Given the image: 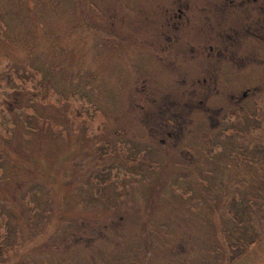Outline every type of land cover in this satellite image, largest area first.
Listing matches in <instances>:
<instances>
[{
  "label": "rangeland",
  "instance_id": "374dc122",
  "mask_svg": "<svg viewBox=\"0 0 264 264\" xmlns=\"http://www.w3.org/2000/svg\"><path fill=\"white\" fill-rule=\"evenodd\" d=\"M204 6L0 0V264H264V36Z\"/></svg>",
  "mask_w": 264,
  "mask_h": 264
},
{
  "label": "flooded vegetation",
  "instance_id": "af4514ba",
  "mask_svg": "<svg viewBox=\"0 0 264 264\" xmlns=\"http://www.w3.org/2000/svg\"><path fill=\"white\" fill-rule=\"evenodd\" d=\"M205 5L206 6L203 7L206 12L205 18L212 22L210 24L212 25L210 26L212 31H217V34L219 33V35H217L219 46L216 47L218 57H223L224 53L227 52V43L238 44V34L240 30L244 34H247L248 37L264 36V0H205ZM182 6L183 5L178 7L177 13L175 12V15L179 14V18H177V22H175L173 26L174 31L177 32L181 31L183 23L189 24V20L184 12V10L188 9V6H186V8H184V6L182 8ZM215 20L219 27L224 26V24L230 20L228 26L229 32L225 33L224 30L217 29V26H214ZM261 41L264 42V40ZM213 50L212 47H210L209 51L212 52ZM164 106L163 113L165 119L168 118V116L173 118L172 115L175 112L167 105ZM180 118L179 116V121ZM167 121L168 123L164 122L161 125L167 124V128L174 125L171 120Z\"/></svg>",
  "mask_w": 264,
  "mask_h": 264
},
{
  "label": "trees",
  "instance_id": "16d2710c",
  "mask_svg": "<svg viewBox=\"0 0 264 264\" xmlns=\"http://www.w3.org/2000/svg\"><path fill=\"white\" fill-rule=\"evenodd\" d=\"M167 106H169L170 108H172L170 105H167Z\"/></svg>",
  "mask_w": 264,
  "mask_h": 264
}]
</instances>
